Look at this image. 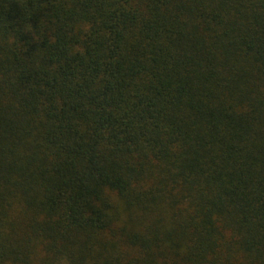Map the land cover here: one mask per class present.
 Returning a JSON list of instances; mask_svg holds the SVG:
<instances>
[{"label": "trees", "instance_id": "obj_1", "mask_svg": "<svg viewBox=\"0 0 264 264\" xmlns=\"http://www.w3.org/2000/svg\"><path fill=\"white\" fill-rule=\"evenodd\" d=\"M0 264H264V0H0Z\"/></svg>", "mask_w": 264, "mask_h": 264}]
</instances>
